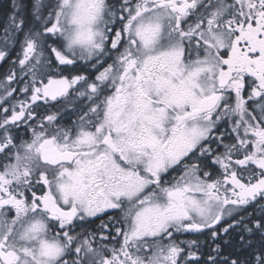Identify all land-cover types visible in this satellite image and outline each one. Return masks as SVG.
<instances>
[{"label":"snow or ice","instance_id":"snow-or-ice-1","mask_svg":"<svg viewBox=\"0 0 264 264\" xmlns=\"http://www.w3.org/2000/svg\"><path fill=\"white\" fill-rule=\"evenodd\" d=\"M4 63L0 264H264V0H9Z\"/></svg>","mask_w":264,"mask_h":264},{"label":"flooded vegetation","instance_id":"flooded-vegetation-1","mask_svg":"<svg viewBox=\"0 0 264 264\" xmlns=\"http://www.w3.org/2000/svg\"><path fill=\"white\" fill-rule=\"evenodd\" d=\"M6 3H7V0H0V6L4 4V6H2V10L6 9L7 7V6L5 7V5H7ZM8 67L9 65L6 63L0 64V77H2L4 73H6V71L8 70ZM97 223H99V221H97Z\"/></svg>","mask_w":264,"mask_h":264},{"label":"trees","instance_id":"trees-1","mask_svg":"<svg viewBox=\"0 0 264 264\" xmlns=\"http://www.w3.org/2000/svg\"><path fill=\"white\" fill-rule=\"evenodd\" d=\"M8 3H9V0H7V3H6V4L8 5ZM7 5H5V7H6ZM2 6H4V4L0 6V11H2Z\"/></svg>","mask_w":264,"mask_h":264}]
</instances>
